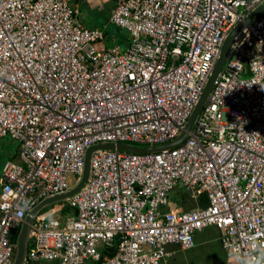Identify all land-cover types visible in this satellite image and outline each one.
Returning a JSON list of instances; mask_svg holds the SVG:
<instances>
[{
  "label": "built area",
  "instance_id": "obj_1",
  "mask_svg": "<svg viewBox=\"0 0 264 264\" xmlns=\"http://www.w3.org/2000/svg\"><path fill=\"white\" fill-rule=\"evenodd\" d=\"M112 1L110 22L131 35L124 53L106 49L104 32L83 25L67 0H0V140L19 150L0 175V264H14L28 214L78 185L91 148L176 140L228 33L264 4ZM179 186L207 204L171 207ZM66 202L64 224L37 214L24 264H167L169 246L190 250L211 226L248 264L264 243V16L236 38L183 144L97 150Z\"/></svg>",
  "mask_w": 264,
  "mask_h": 264
},
{
  "label": "rangeland",
  "instance_id": "obj_2",
  "mask_svg": "<svg viewBox=\"0 0 264 264\" xmlns=\"http://www.w3.org/2000/svg\"><path fill=\"white\" fill-rule=\"evenodd\" d=\"M72 10H79L78 19L85 24L87 28L96 29L104 32L106 49L120 48L124 53L128 49L131 42V35L126 29H119L110 22L113 9V1L110 0H67ZM246 78V76H244ZM9 137L0 140V175L4 163L11 160L8 150L16 152L17 143L12 141V147L9 146ZM168 202L176 204L178 208L184 206V210L190 211L194 207L193 201L190 199L188 192L181 186L170 191L168 194ZM170 206H166L167 211ZM71 210L67 209V202L57 201L45 206L40 215L46 219H60L64 224L67 218L71 216ZM21 230L15 232V236L20 234ZM218 231L214 227L204 229L198 232L195 240V247L190 250H179L178 253L169 259V264H225L226 251L222 248L218 240ZM236 260V258H234ZM85 264H96L89 260Z\"/></svg>",
  "mask_w": 264,
  "mask_h": 264
},
{
  "label": "water",
  "instance_id": "obj_3",
  "mask_svg": "<svg viewBox=\"0 0 264 264\" xmlns=\"http://www.w3.org/2000/svg\"><path fill=\"white\" fill-rule=\"evenodd\" d=\"M264 16V4L259 7L256 11L251 13L248 17H246L243 21L239 22L227 35L222 49L220 57L213 68L211 75L209 77V80L207 82V85L203 91V94L201 95L194 112L192 116L190 117L184 131L182 134L173 142L166 143L160 146L155 147H147V148H137L131 144H118L117 146L113 144L108 145H102V146H96L91 148L87 154L85 159V167H84V173L83 176L78 183L77 186H75L73 189H71L68 193L57 196L54 198H48L41 202L30 214L27 216L25 223L22 225L19 239L17 243V253L15 257L14 264H24V259L26 256L27 251V240H28V234L30 230V225L34 221L35 217L41 210L47 206L50 203L57 202V201H65L68 198L72 197L74 194H76L81 188L84 187L90 173V160L92 157V154L97 150H118V151H128L133 153H150V152H160L166 149H172L180 146L183 144L188 137L189 133L191 132L193 126L195 125L199 115L201 114L202 110L206 106L208 99L212 93L214 84L216 80L218 79L219 75L222 73L226 62L228 60L229 52L231 51V48L233 44L235 43L236 38L239 36L240 33H242L246 28L251 26L254 22L259 20Z\"/></svg>",
  "mask_w": 264,
  "mask_h": 264
},
{
  "label": "crops",
  "instance_id": "obj_4",
  "mask_svg": "<svg viewBox=\"0 0 264 264\" xmlns=\"http://www.w3.org/2000/svg\"><path fill=\"white\" fill-rule=\"evenodd\" d=\"M112 1L110 0V3H111ZM111 11H112V9H111ZM18 158V156L15 158V159H17ZM207 204V200L204 198V200L202 201V202H198V204H195V206H204V205H206ZM177 205L176 204H171V207H173V208H175ZM181 209L180 210H184L185 208H184V206H182V207H180ZM209 228V227H208ZM214 228H216V227H214ZM207 229V228H206ZM217 229V228H216ZM217 231H218V235H217V237H218V240L220 241V244H221V246H222V243H221V240H220V238H221V233H220V231L217 229ZM202 232V231H201ZM200 232V233H201ZM197 235V234H196ZM196 235H195V240H196ZM195 247V246H194ZM222 248H223V246H222ZM193 249V248H192ZM224 249V248H223ZM179 250H181L180 248H178L177 246H169L168 247V251L172 254L170 257H169V259H171L173 256H175L177 253H178V251ZM226 261H224L225 262V264H240V260H239V258L238 257H235V256H229L228 254H227V252H226ZM234 258H236V260L234 259ZM169 259H168V261H169ZM168 261H167V264H169L168 263ZM33 264H44V263H41V262H35V263H33Z\"/></svg>",
  "mask_w": 264,
  "mask_h": 264
},
{
  "label": "clouds",
  "instance_id": "obj_5",
  "mask_svg": "<svg viewBox=\"0 0 264 264\" xmlns=\"http://www.w3.org/2000/svg\"><path fill=\"white\" fill-rule=\"evenodd\" d=\"M112 1V0H111ZM194 127V126H193ZM193 129V128H192ZM192 131V130H191ZM182 134V133H181ZM189 136V135H188ZM188 138V137H187ZM186 138V139H187ZM186 141V140H185ZM11 160H15V159H11ZM190 199L192 200V198L190 197ZM193 201V200H192ZM203 200H200L199 202H202ZM31 202L30 201H25L24 202V207L27 208L29 206ZM195 204H198L197 202L193 201V205L195 206ZM205 206V205H204ZM197 207L200 206H195L192 210H195ZM203 207V206H202ZM181 209V208H179ZM186 211V210H183ZM191 211V210H190ZM40 213V212H39ZM30 214V213H29ZM28 214V215H29ZM26 221V220H25ZM214 227V226H211ZM206 229V228H204ZM203 229V230H204ZM202 230V231H203ZM18 243V241H17ZM254 250L256 251L257 255L251 256L249 258V262L248 264H264V243H260V244H255L254 245Z\"/></svg>",
  "mask_w": 264,
  "mask_h": 264
},
{
  "label": "trees",
  "instance_id": "obj_6",
  "mask_svg": "<svg viewBox=\"0 0 264 264\" xmlns=\"http://www.w3.org/2000/svg\"><path fill=\"white\" fill-rule=\"evenodd\" d=\"M74 11V10H73ZM78 12H79V10H78ZM78 15H79V13H78ZM79 18V17H78ZM82 23V22H81ZM83 24V23H82ZM83 25H85V24H83ZM118 28V27H117ZM120 29V28H119ZM12 140H10V142H9V146H11L12 147ZM8 155L10 156V158L11 159H15L18 155H19V150H18V145H17V149H16V152H11V150H8ZM192 207H194V205L192 206ZM18 235H19V233L17 234V238H18ZM31 264H33V263H31Z\"/></svg>",
  "mask_w": 264,
  "mask_h": 264
}]
</instances>
